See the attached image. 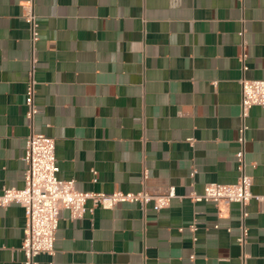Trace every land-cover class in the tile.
Returning a JSON list of instances; mask_svg holds the SVG:
<instances>
[{
	"label": "crops",
	"instance_id": "crops-1",
	"mask_svg": "<svg viewBox=\"0 0 264 264\" xmlns=\"http://www.w3.org/2000/svg\"><path fill=\"white\" fill-rule=\"evenodd\" d=\"M27 1L0 0V194L24 188L31 133L55 140L58 177L79 192H175L159 212L63 209L36 263L264 264V108L241 118L242 79L264 80V0H34L36 41ZM243 124L255 198L195 202L237 183ZM25 222L0 207V264H25Z\"/></svg>",
	"mask_w": 264,
	"mask_h": 264
},
{
	"label": "built area",
	"instance_id": "built-area-1",
	"mask_svg": "<svg viewBox=\"0 0 264 264\" xmlns=\"http://www.w3.org/2000/svg\"><path fill=\"white\" fill-rule=\"evenodd\" d=\"M31 27L33 41L38 39L34 0L27 1L25 16ZM35 81L33 78L27 85L25 96L26 117L31 127L39 113L35 103ZM253 107L264 108V80L242 79L241 81V118L244 121ZM245 130L243 124L239 137L240 151L236 154L239 179L234 185L210 183L204 187L201 195L193 197L195 202H211L217 205L238 203L243 209L255 198L252 193V178L246 173ZM24 188L6 189L0 194V207L17 204L25 210L26 222L21 250L25 256V264H37L39 255H53L55 251L56 233L60 214L63 209L70 212L73 218H79L86 212V204L104 209H113L119 203L140 202L147 205L153 202V209L159 212L169 207L175 197L172 189L164 196H150L147 193H122L110 195L79 192L74 181L59 179L60 168L56 157V142L43 134L31 133L26 139ZM264 201V197H257ZM245 215V212H244ZM246 231L243 233V242Z\"/></svg>",
	"mask_w": 264,
	"mask_h": 264
}]
</instances>
